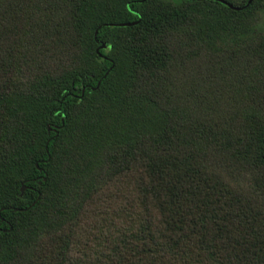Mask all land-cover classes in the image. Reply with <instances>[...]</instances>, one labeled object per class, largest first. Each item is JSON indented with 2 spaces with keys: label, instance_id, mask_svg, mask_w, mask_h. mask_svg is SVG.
I'll use <instances>...</instances> for the list:
<instances>
[{
  "label": "trees",
  "instance_id": "1",
  "mask_svg": "<svg viewBox=\"0 0 264 264\" xmlns=\"http://www.w3.org/2000/svg\"><path fill=\"white\" fill-rule=\"evenodd\" d=\"M223 1L0 0V264H264V0Z\"/></svg>",
  "mask_w": 264,
  "mask_h": 264
},
{
  "label": "water",
  "instance_id": "2",
  "mask_svg": "<svg viewBox=\"0 0 264 264\" xmlns=\"http://www.w3.org/2000/svg\"><path fill=\"white\" fill-rule=\"evenodd\" d=\"M220 1H222V2H224L223 0H220ZM230 7H232V8H237V7H233V6H231L230 4H228ZM129 24H132V23H117V24H115V25H120V26H125V25H129ZM104 47V44L103 43H101L100 44V48H103ZM23 190V186H21L20 187V191H22Z\"/></svg>",
  "mask_w": 264,
  "mask_h": 264
}]
</instances>
